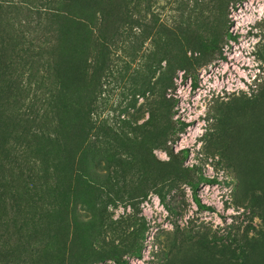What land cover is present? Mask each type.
Wrapping results in <instances>:
<instances>
[{
  "label": "rangeland",
  "instance_id": "374dc122",
  "mask_svg": "<svg viewBox=\"0 0 264 264\" xmlns=\"http://www.w3.org/2000/svg\"><path fill=\"white\" fill-rule=\"evenodd\" d=\"M117 261L264 264V0H0V264Z\"/></svg>",
  "mask_w": 264,
  "mask_h": 264
},
{
  "label": "trees",
  "instance_id": "16d2710c",
  "mask_svg": "<svg viewBox=\"0 0 264 264\" xmlns=\"http://www.w3.org/2000/svg\"><path fill=\"white\" fill-rule=\"evenodd\" d=\"M66 14H68L67 12H65V13H62V17L64 18L65 16H67ZM117 263L118 264H121V262L120 261H117Z\"/></svg>",
  "mask_w": 264,
  "mask_h": 264
}]
</instances>
